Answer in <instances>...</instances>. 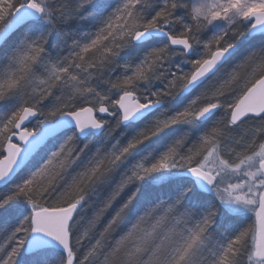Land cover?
Masks as SVG:
<instances>
[{
    "label": "snow or ice",
    "instance_id": "obj_1",
    "mask_svg": "<svg viewBox=\"0 0 264 264\" xmlns=\"http://www.w3.org/2000/svg\"><path fill=\"white\" fill-rule=\"evenodd\" d=\"M0 264H264V0H0Z\"/></svg>",
    "mask_w": 264,
    "mask_h": 264
}]
</instances>
